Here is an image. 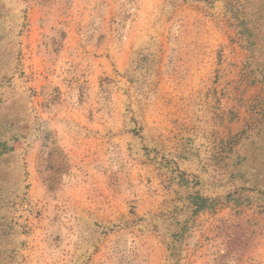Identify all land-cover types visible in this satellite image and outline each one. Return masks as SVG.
I'll list each match as a JSON object with an SVG mask.
<instances>
[{"label":"rangeland","instance_id":"rangeland-1","mask_svg":"<svg viewBox=\"0 0 264 264\" xmlns=\"http://www.w3.org/2000/svg\"><path fill=\"white\" fill-rule=\"evenodd\" d=\"M0 264H264V0H0Z\"/></svg>","mask_w":264,"mask_h":264}]
</instances>
